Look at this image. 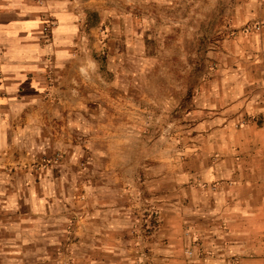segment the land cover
Returning a JSON list of instances; mask_svg holds the SVG:
<instances>
[{"label":"crops","instance_id":"0c3cea01","mask_svg":"<svg viewBox=\"0 0 264 264\" xmlns=\"http://www.w3.org/2000/svg\"><path fill=\"white\" fill-rule=\"evenodd\" d=\"M151 1L0 0V264H264V0L210 69Z\"/></svg>","mask_w":264,"mask_h":264},{"label":"rangeland","instance_id":"374dc122","mask_svg":"<svg viewBox=\"0 0 264 264\" xmlns=\"http://www.w3.org/2000/svg\"><path fill=\"white\" fill-rule=\"evenodd\" d=\"M251 0H156L150 2L149 9L145 13L149 16V32L151 33H175L191 32L193 38H199L202 34L207 39V56L204 63L210 69L215 66L217 58L213 55L215 45L239 32L246 31L248 28V17L253 16L255 12L254 4ZM146 4V3H145ZM219 40V41H217ZM194 43V42H193ZM206 67V66H205ZM179 67H173L174 71L167 74L145 73V80H179L182 79V73L176 70ZM199 68L193 72L192 81L198 82L207 73L206 68ZM167 122L145 120L143 141L146 145L160 144L164 137L152 134L153 129L167 128ZM151 130V131H149ZM135 141V138H128ZM180 139L176 138L179 144ZM193 249L187 252L192 256ZM59 254L64 256L65 264H73L75 259L73 255L62 247ZM149 260V259H147ZM144 262V261H143ZM148 263V261H145ZM189 264L191 262H188Z\"/></svg>","mask_w":264,"mask_h":264}]
</instances>
